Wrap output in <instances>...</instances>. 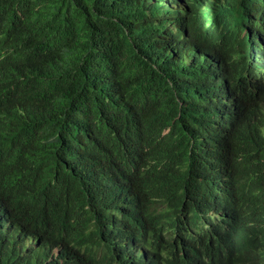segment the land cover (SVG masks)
<instances>
[{
	"label": "trees",
	"instance_id": "16d2710c",
	"mask_svg": "<svg viewBox=\"0 0 264 264\" xmlns=\"http://www.w3.org/2000/svg\"><path fill=\"white\" fill-rule=\"evenodd\" d=\"M0 264H264V0H0Z\"/></svg>",
	"mask_w": 264,
	"mask_h": 264
}]
</instances>
